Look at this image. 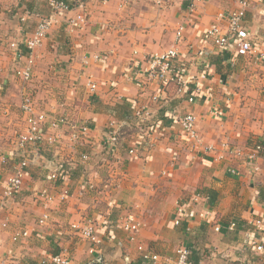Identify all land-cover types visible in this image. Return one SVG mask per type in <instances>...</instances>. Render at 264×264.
<instances>
[{
	"label": "crops",
	"instance_id": "obj_1",
	"mask_svg": "<svg viewBox=\"0 0 264 264\" xmlns=\"http://www.w3.org/2000/svg\"><path fill=\"white\" fill-rule=\"evenodd\" d=\"M48 1L0 0V264H46L53 255L70 264H95L94 258H102L98 264H140L137 243L167 257L185 246L190 264H255L257 257L244 241L252 233L250 221L264 218V158L253 171L247 154L264 144V65L254 55L219 49L205 37L208 26L219 22L217 14L237 8V0H203L193 9L180 0L162 5L78 0L57 15ZM248 3L244 26L259 48L264 45V0ZM77 13L85 15V23L73 29L68 18ZM46 16L55 23L34 50L30 81L37 97L55 89L66 98L38 108L66 124L43 128L56 142L41 144L36 159L29 155L21 187L7 197L5 182L20 159L13 138L25 128L20 101L25 92L34 94L15 75L25 57L14 45L31 36ZM171 47L201 85L193 103L143 73L150 54ZM89 84L95 85L93 91ZM139 110L149 113L148 120L138 123L134 113ZM187 112L196 117V145L174 119ZM70 122L90 126L84 144L70 145ZM109 122L118 129L114 146L105 141ZM224 145L239 154H229ZM53 171L56 180L49 177ZM65 189L66 199L57 200ZM45 194L53 200H45ZM177 200L183 207L180 226L174 224ZM206 210L209 215L200 217ZM44 213L48 218L40 223ZM128 216L145 223L133 243L121 228ZM88 219L98 235L92 253V244L72 228ZM17 231L28 235L13 240Z\"/></svg>",
	"mask_w": 264,
	"mask_h": 264
},
{
	"label": "built area",
	"instance_id": "obj_2",
	"mask_svg": "<svg viewBox=\"0 0 264 264\" xmlns=\"http://www.w3.org/2000/svg\"><path fill=\"white\" fill-rule=\"evenodd\" d=\"M78 0H49V9L57 14H64L69 12L77 5ZM188 4L189 9H193L195 5L203 0H180ZM157 5H162L167 0H154ZM238 7L217 14L219 22H214L208 26L205 30V37L210 39L219 49H233L238 56L254 55L255 60L264 65V45L257 48L255 42L251 37L250 32L244 26V17L249 6L248 0H237ZM225 23V26H221L220 23ZM55 20L50 16L41 17L31 36L26 37L15 46L16 54L18 56L25 57L24 65L18 67L15 71V75L23 82H30L32 77V68L34 64V50L42 44V41L46 38L47 33L54 25ZM85 23V15L83 13H77L75 16L68 18V24L71 28L75 29L81 27ZM180 30L177 31V37H180ZM21 47L23 49H21ZM22 50V53L20 52ZM25 51V53L23 52ZM179 52L175 47L166 49L159 53H153L148 56L146 67L143 69V73L147 78L153 79L161 83L163 86H172L173 91L178 96L186 95V100L193 103L198 94L201 91V85L196 83L195 77L189 75L184 67H181L178 60ZM205 75L202 74L201 78ZM195 81V82H194ZM195 83L192 89L189 84ZM91 91L94 90L95 85L89 84ZM187 93V94H186ZM20 110L25 115V128L21 132L15 135L13 138L15 154L20 158L18 167L14 170L13 174L8 177L5 185V196L10 197L12 193L16 192L22 185L25 169L32 161L29 155L34 156L36 159L39 155V147L41 144H53L56 142V136L44 135L42 130L45 126L55 129L59 124H66V120L60 118H48L46 113L39 110L31 94L24 93L20 101ZM148 112L139 110L134 113V117L137 118L138 123L148 120ZM177 126L179 127L185 138L196 145L200 141L199 134L196 130V117L192 112H187L182 115H176L174 117ZM150 126V125H149ZM151 127V126H150ZM69 130V142L72 146H80L84 144L85 138L90 132V126L87 122H70L68 123ZM105 141L107 145L114 146L118 139V129L114 122H109L105 131ZM149 136V135H148ZM150 140V137H148ZM150 144V141H148ZM227 152H236L230 149L227 145H224ZM207 149H213L212 145L207 146ZM133 152L132 149L129 150ZM264 152V144L257 143L254 149L247 154V161L251 164V170L257 171V161ZM264 155V153L262 154ZM82 160H87L88 155L86 153L81 155ZM2 161H5L2 158ZM256 161V162H255ZM228 171L231 174H240L236 168H230ZM52 180L58 178V172L53 171L49 174ZM67 189L63 190L59 194V201H64L67 197ZM44 199L52 201L53 197L45 194ZM175 225H181V215L183 213V207L178 204L176 208ZM200 217L204 218L209 215V211L199 213ZM48 218V213H44L39 220L43 223ZM252 233L248 235L244 241V247H246L251 253H253L257 259L264 261V218L255 217L249 223ZM235 226L234 222L230 223L229 229ZM72 228L78 231L81 238L89 241L92 245L90 252H93V245L98 242V235L96 232V224L91 219H88L85 224L77 225L73 224ZM121 228L127 233L128 241L133 243L137 240V235L141 229V221L134 216H128L121 220ZM214 229L219 230V225H215ZM188 232L189 227H185ZM28 233L26 231H17L13 234V240H17L21 237H26ZM136 249L139 252L140 264H190V249L185 246H179L174 251V257L162 256L151 250L145 248L141 243L136 244ZM128 260V258H125ZM129 261V260H128ZM46 264H70V260L61 255H53L45 261Z\"/></svg>",
	"mask_w": 264,
	"mask_h": 264
},
{
	"label": "rangeland",
	"instance_id": "obj_3",
	"mask_svg": "<svg viewBox=\"0 0 264 264\" xmlns=\"http://www.w3.org/2000/svg\"><path fill=\"white\" fill-rule=\"evenodd\" d=\"M35 82V81H34ZM23 83H25V82H23ZM33 84V83H32ZM31 84V81L29 82H27V83H25V87H26V85H27V89L29 90V91H31V93L33 94L32 96L34 97V100H35V102H36V105H37V107L39 108V109H43L42 108V103H48L50 106L52 105V103L54 102V104H58V103H60V102H62V100L63 99H66L64 96H60V95H58V93H56L57 92V90H53L52 91V93H50V94H48V93H45L44 95H40V97H37V95L39 94V91L38 90H36L37 88L36 87H34L33 85ZM13 88H15L14 86H13ZM57 89V88H56ZM42 90V89H41ZM47 94V95H46ZM44 110V109H43ZM3 114V113H2ZM178 201V202H177ZM175 203H176V205L179 203V200H177ZM145 225V223L143 222V220L141 221V227H143ZM53 251V250H52ZM101 258V257H100ZM7 259V258H6ZM94 259H96V258H94ZM93 259V261H94V263L95 264H98L99 262L100 263H103V260H102V258H101V261H100V259L98 260V261H96V260H94ZM113 261H115V262H117L118 261V259H116V260H113ZM253 262L255 263V264H264V261H261V260H257L256 258L253 260ZM35 263V262H34ZM37 263V262H36ZM37 264H39V263H37Z\"/></svg>",
	"mask_w": 264,
	"mask_h": 264
},
{
	"label": "trees",
	"instance_id": "obj_4",
	"mask_svg": "<svg viewBox=\"0 0 264 264\" xmlns=\"http://www.w3.org/2000/svg\"><path fill=\"white\" fill-rule=\"evenodd\" d=\"M226 227H228V226L226 225Z\"/></svg>",
	"mask_w": 264,
	"mask_h": 264
}]
</instances>
